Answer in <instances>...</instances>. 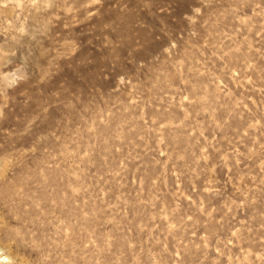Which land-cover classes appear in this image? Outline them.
I'll return each mask as SVG.
<instances>
[{
    "label": "rangeland",
    "instance_id": "obj_1",
    "mask_svg": "<svg viewBox=\"0 0 264 264\" xmlns=\"http://www.w3.org/2000/svg\"><path fill=\"white\" fill-rule=\"evenodd\" d=\"M0 264H264V0H0Z\"/></svg>",
    "mask_w": 264,
    "mask_h": 264
},
{
    "label": "bare ground",
    "instance_id": "obj_2",
    "mask_svg": "<svg viewBox=\"0 0 264 264\" xmlns=\"http://www.w3.org/2000/svg\"><path fill=\"white\" fill-rule=\"evenodd\" d=\"M5 260V259H4Z\"/></svg>",
    "mask_w": 264,
    "mask_h": 264
}]
</instances>
